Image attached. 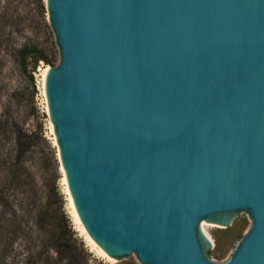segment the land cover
Masks as SVG:
<instances>
[{"label":"water","instance_id":"obj_1","mask_svg":"<svg viewBox=\"0 0 264 264\" xmlns=\"http://www.w3.org/2000/svg\"><path fill=\"white\" fill-rule=\"evenodd\" d=\"M45 95L92 241L116 263L264 264V0H47ZM251 226L225 262L202 224Z\"/></svg>","mask_w":264,"mask_h":264},{"label":"rangeland","instance_id":"obj_2","mask_svg":"<svg viewBox=\"0 0 264 264\" xmlns=\"http://www.w3.org/2000/svg\"><path fill=\"white\" fill-rule=\"evenodd\" d=\"M25 46L37 47L49 62L40 61L36 68L31 60L23 65L19 52ZM59 62V48L49 24L46 0H0V198L4 197L14 209H20L16 225L4 224L0 250L5 244L8 251L0 257V264H45L47 257H57L49 244L59 236H66L87 252L86 264H140L134 256L119 263L109 262L93 248L75 221L44 91V70ZM16 129L31 136L33 142L22 163L24 185L12 173V168H16ZM42 208L45 216L40 226L38 212ZM12 212L13 208L6 217H12ZM19 226V231H13ZM201 226H205L214 243L210 258L222 263L247 234L251 221L247 214H241L228 229L213 224ZM45 247L51 251H45Z\"/></svg>","mask_w":264,"mask_h":264},{"label":"trees","instance_id":"obj_3","mask_svg":"<svg viewBox=\"0 0 264 264\" xmlns=\"http://www.w3.org/2000/svg\"><path fill=\"white\" fill-rule=\"evenodd\" d=\"M19 60L23 65H26V63L31 60V62L34 65V68H36L39 64L40 61H45L49 62L48 58L46 56H43L42 53L39 51V49L35 46H25L22 48L19 52ZM15 135V145H16V161H15V166L16 168H12V173L13 177L15 180L21 181L23 178V174H21L23 161L25 160L26 156L30 153L32 150V137L29 136L26 133H23L22 130L16 129L14 131ZM25 173H28L27 170H25ZM21 184L24 185L25 181H21ZM0 202L2 203L0 206V239L3 236V230L5 229L4 224L8 223L10 226L11 225H16L18 222V219L16 217L17 211H20V209H14V207L4 199V197L0 198ZM4 203V204H3ZM19 207V206H18ZM13 208L12 212V217H6L7 214H9V210L11 211ZM15 210V211H14ZM45 216V211L44 209H40L38 212V224L41 226L43 223V219ZM11 229V227H10ZM21 228L15 227L13 231H19ZM12 231V230H9ZM53 240V238H52ZM54 243L49 244L51 246V249L56 253V258L53 256L47 257V261L45 264H58L60 262L66 261L67 264H86V258H87V252H85L84 249L78 247L75 243H72L69 239H67L66 236L56 238L53 240ZM3 241L0 240V243ZM51 243V242H50ZM4 249L0 250V257L5 256L7 253L8 249L7 246L4 244L2 246ZM50 248L45 247V251L47 250L48 252L51 251ZM43 255V253H41ZM26 264H31L30 262ZM36 264V263H34ZM126 264H135L133 262L126 263Z\"/></svg>","mask_w":264,"mask_h":264},{"label":"bare ground","instance_id":"obj_4","mask_svg":"<svg viewBox=\"0 0 264 264\" xmlns=\"http://www.w3.org/2000/svg\"><path fill=\"white\" fill-rule=\"evenodd\" d=\"M47 1V0H46ZM49 68V67H48ZM48 68H46L44 70V74H43V77H44V91H45V79H46V74H47V71H48ZM46 96V95H45ZM49 114V113H48ZM51 130L54 134V131H53V126H52V123H51ZM54 140H55V137H54ZM55 145H56V141H55ZM62 172H63V169H62ZM64 175V174H63ZM63 181H64V184H65V187H66V192L68 194V198H69V201H70V204H71V207H72V210H73V214H74V218H75V221L77 222V224L79 225L80 229L82 230V232L84 233V235L86 236L87 240L89 241V243L93 246V248L100 254L102 255L103 257H105L106 259H108L109 262H112V263H115V260H113L112 258H110L107 254H105L91 239V237L89 236V234L87 233L86 229L84 228L79 216H78V213L76 211V208L74 206V203H73V200H72V197H71V194H70V191H69V188H68V185H67V182H66V178H65V175H64V178H63ZM202 230L204 231V233L207 235L206 231H205V226L201 227ZM208 236V235H207ZM208 238H210L208 236Z\"/></svg>","mask_w":264,"mask_h":264}]
</instances>
